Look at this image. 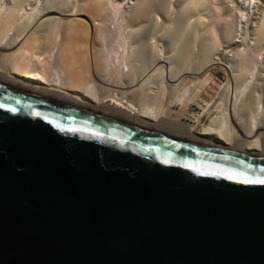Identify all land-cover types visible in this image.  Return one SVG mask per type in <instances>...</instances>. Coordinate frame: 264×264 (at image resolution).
Segmentation results:
<instances>
[{
  "label": "water",
  "instance_id": "95a60500",
  "mask_svg": "<svg viewBox=\"0 0 264 264\" xmlns=\"http://www.w3.org/2000/svg\"><path fill=\"white\" fill-rule=\"evenodd\" d=\"M258 180L264 152L0 81V264H264Z\"/></svg>",
  "mask_w": 264,
  "mask_h": 264
},
{
  "label": "bare ground",
  "instance_id": "6f19581e",
  "mask_svg": "<svg viewBox=\"0 0 264 264\" xmlns=\"http://www.w3.org/2000/svg\"><path fill=\"white\" fill-rule=\"evenodd\" d=\"M187 29L185 52L166 48ZM0 81L264 152V0H0ZM200 99L198 116L190 108ZM186 114L196 122H183Z\"/></svg>",
  "mask_w": 264,
  "mask_h": 264
},
{
  "label": "rangeland",
  "instance_id": "374dc122",
  "mask_svg": "<svg viewBox=\"0 0 264 264\" xmlns=\"http://www.w3.org/2000/svg\"><path fill=\"white\" fill-rule=\"evenodd\" d=\"M187 30H189V31H186L185 32V34H184V36H183V38H182V40H180L179 42H177V41H174V39L173 40H170V38L172 39V37H168V40L169 41H167L166 42V44L165 45H167L166 46V48L167 49H169L170 47L171 48H174L175 49V53H180L184 48V44H185V37L187 36L188 37V35H190V29H187ZM190 32V33H189ZM111 41H113V39L111 40ZM111 41H109L110 43H111ZM174 41V42H173ZM114 42L115 41H113L112 43H113V45H112V43H111V45L113 46V48H115V44H114ZM143 43V42H142ZM141 43V46H142V48L146 51V49H147V47L145 46V45H143ZM110 45V44H109ZM112 46L111 47H109V48H111L110 49V51L111 52H113L114 51V49H112ZM170 46V47H169ZM194 48V47H193ZM223 49V48H222ZM220 50L219 51V54L221 55V59L223 60V61H227V59H226V55L222 52L223 50ZM177 51V52H176ZM184 52H185V50H183ZM192 51H194L195 52V55L196 56H198V54H199V46L197 45V44H195V48L192 50ZM197 52H198V54H197ZM182 53V52H181ZM180 53V54H181ZM179 54V55H180ZM193 54V60H195V56H194V53H192ZM181 56V55H180ZM192 59V58H191ZM215 71L216 70H213V71H211L213 74L215 73ZM219 71V70H218ZM218 71H216L217 73H216V76H217V78H218V84L219 85H223V83H226L227 82V76H226V74L222 71V70H220L219 72ZM225 74V75H224ZM222 83V84H221ZM217 87H218V85H212V88L213 89H216L217 91H220L221 89H217ZM202 98L205 100V101H208V102H210V99H209V97L208 96H206L205 94H203V96H202ZM207 99V100H206ZM198 103H200L201 105H204V103L201 101V99H200V101L198 100L197 101V103H193V106L190 108V111L192 112V113H195V114H198V116L200 115V114H203V110H201V107H199V104ZM175 110H178V108H175ZM212 112V111H211ZM214 112V111H213ZM212 112V114H216V112H214L213 113ZM197 115L195 116L196 118L198 117ZM182 120H183V122H185V123H188V124H193L194 122H196V119L195 118H193V117H190L188 114H186L183 118H182ZM207 120V121H206ZM193 121V122H192ZM208 117L205 115L204 117H203V124H206V123H208Z\"/></svg>",
  "mask_w": 264,
  "mask_h": 264
},
{
  "label": "snow or ice",
  "instance_id": "6c2138e0",
  "mask_svg": "<svg viewBox=\"0 0 264 264\" xmlns=\"http://www.w3.org/2000/svg\"><path fill=\"white\" fill-rule=\"evenodd\" d=\"M245 182H249V181H245ZM256 183H260V184H264V180H258V181H255Z\"/></svg>",
  "mask_w": 264,
  "mask_h": 264
}]
</instances>
